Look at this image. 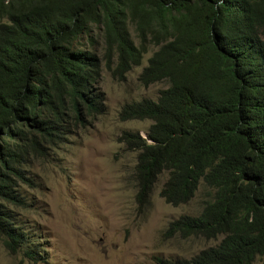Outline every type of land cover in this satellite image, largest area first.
<instances>
[{
    "label": "trees",
    "instance_id": "obj_1",
    "mask_svg": "<svg viewBox=\"0 0 264 264\" xmlns=\"http://www.w3.org/2000/svg\"><path fill=\"white\" fill-rule=\"evenodd\" d=\"M93 28L100 58L88 50ZM149 46L137 80L167 86L119 113L151 122L145 139H117L136 152L135 212H145L163 172L158 195L172 207L201 182L198 214L168 222L162 238L218 240L153 264H264V0H0V242L9 255L37 262L14 215L25 206L20 186H32L29 159L100 113L101 62L123 81Z\"/></svg>",
    "mask_w": 264,
    "mask_h": 264
},
{
    "label": "rangeland",
    "instance_id": "obj_2",
    "mask_svg": "<svg viewBox=\"0 0 264 264\" xmlns=\"http://www.w3.org/2000/svg\"><path fill=\"white\" fill-rule=\"evenodd\" d=\"M128 32L136 44L130 25ZM91 37L94 44L88 50L100 58L101 32L93 28ZM155 50L149 46L139 66L123 81L113 79L101 62L94 86L103 98L100 113L82 117L63 138L64 143L50 146L41 158L29 159L25 171L32 186H20L25 206L15 209L14 215L36 249L37 262H28L19 252L9 255L0 242V264H153L154 258L188 259L218 242L162 238L168 222L198 214L206 192L201 182L189 202L172 207L158 195L166 179L163 172L145 212H135L136 152L127 151L117 139L123 132L144 137L151 122L123 121L119 113L124 105L142 99L155 101L166 88L165 81L143 87L137 80ZM251 264L260 261L255 258Z\"/></svg>",
    "mask_w": 264,
    "mask_h": 264
},
{
    "label": "water",
    "instance_id": "obj_3",
    "mask_svg": "<svg viewBox=\"0 0 264 264\" xmlns=\"http://www.w3.org/2000/svg\"><path fill=\"white\" fill-rule=\"evenodd\" d=\"M142 139H145V136L144 137H141Z\"/></svg>",
    "mask_w": 264,
    "mask_h": 264
}]
</instances>
